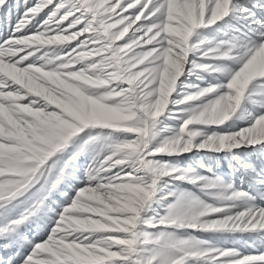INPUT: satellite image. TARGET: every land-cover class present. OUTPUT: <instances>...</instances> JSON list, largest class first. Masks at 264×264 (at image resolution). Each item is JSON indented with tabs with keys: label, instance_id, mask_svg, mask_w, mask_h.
Segmentation results:
<instances>
[{
	"label": "snow or ice",
	"instance_id": "1",
	"mask_svg": "<svg viewBox=\"0 0 264 264\" xmlns=\"http://www.w3.org/2000/svg\"><path fill=\"white\" fill-rule=\"evenodd\" d=\"M0 16V264H264V0Z\"/></svg>",
	"mask_w": 264,
	"mask_h": 264
},
{
	"label": "rangeland",
	"instance_id": "2",
	"mask_svg": "<svg viewBox=\"0 0 264 264\" xmlns=\"http://www.w3.org/2000/svg\"><path fill=\"white\" fill-rule=\"evenodd\" d=\"M7 30V20L3 17L0 16V32L6 31ZM205 159H208L207 157H205ZM224 164L226 165V160L224 161ZM221 171H224L225 168H221ZM0 254H2V252H0Z\"/></svg>",
	"mask_w": 264,
	"mask_h": 264
}]
</instances>
